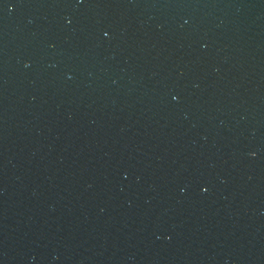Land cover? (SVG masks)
Returning <instances> with one entry per match:
<instances>
[{"label":"water","instance_id":"95a60500","mask_svg":"<svg viewBox=\"0 0 264 264\" xmlns=\"http://www.w3.org/2000/svg\"><path fill=\"white\" fill-rule=\"evenodd\" d=\"M0 264H264V0H0Z\"/></svg>","mask_w":264,"mask_h":264}]
</instances>
